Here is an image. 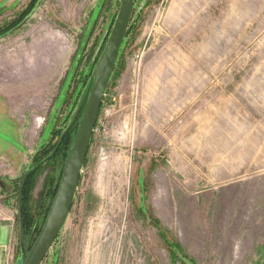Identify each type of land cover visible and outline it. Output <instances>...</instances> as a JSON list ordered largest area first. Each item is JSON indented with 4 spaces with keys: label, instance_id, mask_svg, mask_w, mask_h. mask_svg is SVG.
Wrapping results in <instances>:
<instances>
[{
    "label": "rangeland",
    "instance_id": "374dc122",
    "mask_svg": "<svg viewBox=\"0 0 264 264\" xmlns=\"http://www.w3.org/2000/svg\"><path fill=\"white\" fill-rule=\"evenodd\" d=\"M121 1L0 0V221L19 239L31 168L28 244ZM38 40L50 59L31 72ZM14 252L16 264L20 239ZM42 264H264V0H135L70 214Z\"/></svg>",
    "mask_w": 264,
    "mask_h": 264
},
{
    "label": "water",
    "instance_id": "95a60500",
    "mask_svg": "<svg viewBox=\"0 0 264 264\" xmlns=\"http://www.w3.org/2000/svg\"><path fill=\"white\" fill-rule=\"evenodd\" d=\"M135 7V0H122L117 19L112 29L104 53L94 74L91 89H86L78 109L68 126L74 124L89 92L81 123L75 142L67 156L62 178L55 199L44 222V225L30 251L24 247V230L22 219V191L30 169L24 174L18 195V224L21 245V258L16 264H42L53 243L64 228L70 214L74 197L86 161L98 115L105 101L106 90L113 75L120 49L128 33Z\"/></svg>",
    "mask_w": 264,
    "mask_h": 264
},
{
    "label": "crops",
    "instance_id": "0c3cea01",
    "mask_svg": "<svg viewBox=\"0 0 264 264\" xmlns=\"http://www.w3.org/2000/svg\"><path fill=\"white\" fill-rule=\"evenodd\" d=\"M55 34L53 32H50L49 35L44 37V40L46 38H48V36H54ZM43 40H41L39 42L36 41L34 48L32 50V52H30V55H32L30 61V71H33V67L36 66L35 69H37V64L39 63L42 66H48L47 64L45 65V60L46 59H50V54H46V53H40L38 52V45L42 43ZM48 56V57H47ZM21 61L18 63L16 62L15 64L17 65L18 68V64H20ZM43 63V64H42ZM49 63V62H47ZM9 67V66H8ZM8 67H5L6 72L8 71ZM15 67V65H14ZM21 67V65L19 66V68ZM46 68V67H45ZM13 73V72H12ZM41 73V72H40ZM38 73V75L40 74ZM28 80L31 79L27 78ZM18 80V78H17ZM22 97V95H18ZM18 235L16 233V228L15 225L13 223V220H9L8 218H4L3 220L0 221V264H7V255H8V250L12 249L13 251V256L15 257V243L17 242V240H19Z\"/></svg>",
    "mask_w": 264,
    "mask_h": 264
},
{
    "label": "trees",
    "instance_id": "16d2710c",
    "mask_svg": "<svg viewBox=\"0 0 264 264\" xmlns=\"http://www.w3.org/2000/svg\"><path fill=\"white\" fill-rule=\"evenodd\" d=\"M77 125L75 124V126H72V128L66 133V135L62 138L61 142H60V146H59V150L62 149V147L68 148L71 144V132H73L74 128H76ZM58 150V151H59ZM55 156V155H54ZM53 156V157H54ZM51 157H48V159H50ZM47 159V160H48ZM33 174L32 169L30 168V173L28 174L26 180H25V184H24V188L22 191V219H23V230H24V247L27 249V251H30L33 244L35 243V241L32 242V244H28V242H26L27 237L28 236H32L31 234V227L32 226H36V224L33 222V218L31 217L29 210L25 207V202L27 201L28 198V187H30V179H31V175ZM29 185V186H28ZM59 187V186H58ZM57 190H55V192H51V195H53V197L55 196V194L57 193ZM45 222V221H44ZM34 223V224H33ZM41 230V229H39ZM38 230V235L40 233V231ZM31 231V232H30ZM34 232V231H33ZM36 232V231H35ZM37 235V236H38ZM37 238V237H36Z\"/></svg>",
    "mask_w": 264,
    "mask_h": 264
},
{
    "label": "built area",
    "instance_id": "2783aa9c",
    "mask_svg": "<svg viewBox=\"0 0 264 264\" xmlns=\"http://www.w3.org/2000/svg\"><path fill=\"white\" fill-rule=\"evenodd\" d=\"M12 251H13L12 249L8 250V255H7V258H6L7 264H15L14 256H13V252Z\"/></svg>",
    "mask_w": 264,
    "mask_h": 264
}]
</instances>
